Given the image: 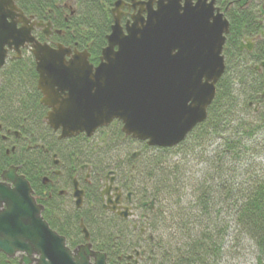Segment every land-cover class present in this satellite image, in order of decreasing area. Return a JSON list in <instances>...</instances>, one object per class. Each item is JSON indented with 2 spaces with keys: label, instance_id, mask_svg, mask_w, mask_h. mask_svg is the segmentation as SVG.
<instances>
[{
  "label": "water",
  "instance_id": "water-1",
  "mask_svg": "<svg viewBox=\"0 0 264 264\" xmlns=\"http://www.w3.org/2000/svg\"><path fill=\"white\" fill-rule=\"evenodd\" d=\"M143 3L123 26L120 10L128 3L114 1L110 33L93 65L87 49L72 51L35 37L33 31L39 28L48 37L51 22L25 15L14 0H0V69L9 51L20 59L28 49L40 103L50 109L46 123L60 131V139L80 133L90 137L117 120L125 137L171 148L206 119L225 71L227 18L215 0ZM139 154L134 151L131 157ZM15 169L10 166L1 174L0 251L7 256L20 253L22 264H106V255L92 250L89 242L73 251L67 247L64 237L43 220L29 183ZM110 174L112 184L114 172ZM83 232L88 240L85 227Z\"/></svg>",
  "mask_w": 264,
  "mask_h": 264
},
{
  "label": "trees",
  "instance_id": "trees-1",
  "mask_svg": "<svg viewBox=\"0 0 264 264\" xmlns=\"http://www.w3.org/2000/svg\"><path fill=\"white\" fill-rule=\"evenodd\" d=\"M66 1L71 0H16L25 14L50 20L55 27L69 25L73 29L69 35H75L77 40L92 41V46L87 49L90 61L96 64L105 46L104 35L110 23L109 6L113 0H103L104 3L74 0L78 13L68 24L63 20ZM230 20V33L223 49L225 72L216 85L215 98L208 107L207 118L183 142L173 148L149 147L124 138L119 123H113L115 130L109 133L108 144L100 141L104 146L95 144L93 153L87 147L83 158L93 160L94 166L106 171L124 172L134 165V181L125 179V184L147 197L158 199L157 209L147 220L151 232L183 233L190 239L194 238L197 228L207 234L205 239L214 238L212 247L217 257L223 253L227 232L233 226L234 231L253 244L257 264H264V163L255 160L259 155L258 142L250 148V141L259 135L264 140V110L253 113L248 107L250 101L260 99L264 92V68L259 72L253 64L264 60V40L257 52L250 55L239 52V37L250 29L245 27L242 16ZM83 28L84 33H81ZM37 35L42 40V35ZM25 52L21 59L9 60L1 71L6 74V80L21 82L9 85V92L28 89L26 81L36 77L32 56ZM239 107L249 114L250 120L237 117ZM214 136H218L221 143L207 154L205 147ZM123 141H129L131 146L135 144L141 153L149 151L148 155L141 154L132 160L131 151L125 150L116 162H104V156L114 153L115 146ZM144 158L145 162L140 161ZM5 165L1 164L0 168ZM187 190L191 192L190 199L186 198ZM196 238L202 239V236ZM197 246L201 247V244Z\"/></svg>",
  "mask_w": 264,
  "mask_h": 264
},
{
  "label": "flooded vegetation",
  "instance_id": "flooded-vegetation-1",
  "mask_svg": "<svg viewBox=\"0 0 264 264\" xmlns=\"http://www.w3.org/2000/svg\"><path fill=\"white\" fill-rule=\"evenodd\" d=\"M14 1L17 5L16 0ZM114 1L109 6L110 23L104 35L105 45L106 35L110 33L113 22L111 8ZM125 1L129 5H123L120 10V22L123 26L140 7H145L144 0H135V7L130 5L129 0ZM99 2L104 3L103 0ZM215 7L227 18L229 27L231 17L245 18V27L248 26L250 30L239 37L237 48L245 55L257 52L264 40V0H215ZM63 8V20L68 24L78 13V6L71 0L66 1ZM25 15L44 21L33 14ZM48 21L51 22H44ZM51 24V34L48 37L44 36L41 28L33 31L35 37L38 39L39 33L42 40H38L51 45L61 43L72 51L92 46L90 40L81 41L75 39V35H69L68 33H73L69 25L63 28L55 27L52 22ZM84 29L81 33H84ZM229 33L226 35L224 48ZM69 58L70 56L66 57ZM11 59L15 58L13 52L9 51L6 63ZM262 62L264 60L253 63L255 70L262 71ZM3 68L0 70V165H6L0 168V180L2 181L1 174L5 170L15 166L16 175L23 176L29 183L32 196L42 207L43 220L50 229L64 237L67 247L73 251L77 246L89 242L92 250L106 255V264H223L220 261L224 252L221 256L214 255V238L205 239L207 234L204 231L200 232L196 228L194 238L190 239L183 233L151 232L147 220L157 209L158 199L147 197L125 184V179L134 181V177L131 179L132 173L135 175L134 165H130L122 173L116 170L106 171L94 166L93 160L86 161L83 157L90 137L80 133L60 139V131H54L46 123L45 116L50 109L40 103L42 94L37 88V73L36 77L26 81L28 89L9 92V85L21 82L6 80V74L1 72ZM261 94L260 99L248 103V107L253 106V113L262 112L264 92ZM113 123L118 124L114 121L95 133H100ZM140 155L141 152L131 159L136 160ZM109 172H114L112 184V174L107 177ZM108 186L110 190L103 193ZM83 227L89 233L88 240L85 239ZM169 235L172 238H168ZM176 235L183 238L177 239ZM196 236H202V239ZM20 259V253L7 256L0 251V264H22Z\"/></svg>",
  "mask_w": 264,
  "mask_h": 264
},
{
  "label": "rangeland",
  "instance_id": "rangeland-1",
  "mask_svg": "<svg viewBox=\"0 0 264 264\" xmlns=\"http://www.w3.org/2000/svg\"><path fill=\"white\" fill-rule=\"evenodd\" d=\"M24 54L29 55V53L27 51ZM252 107L253 106H251V109H252ZM261 110H264V107H261ZM238 112H239L238 113L239 115H237V117L243 116L245 119H248L249 114H247L246 111H243V108L239 107ZM248 120H250V119H248ZM111 130H113V131L115 130V125L112 124L108 128L101 131L102 133L97 132V133L93 134L92 136H90L89 141H87V143H86V148L88 147V150L93 153V149H94V147H96L95 144L98 146L99 145L104 146L103 144H101L100 141L103 140L105 143L108 142L109 141L108 138L111 135V134H109L111 132ZM257 142H258L259 147H256V149L259 150V155L255 157V160L261 161L262 163H264V140H262L260 138V135L257 138H255V140L253 142L250 141V144H252L250 148H254L256 146ZM219 143H221V142H220V138L218 136H214L213 138H211L210 141L207 142V145L205 147V149L207 151L206 153L210 154L213 149H216V147L218 146ZM106 144H108V143H106ZM130 146H131L130 143H126L124 141L122 143L118 144V147L115 146L116 149H115L114 153L112 152L111 154L104 156V162H111L112 160H114L116 162V160H118L120 155L123 157L122 153L125 150H130L132 152L134 150L139 149V147H137L135 144L132 145L131 147ZM252 152H254V149L252 150ZM148 153H149V151H147V154L142 151L141 154H142V156H144V155L146 156V155H148ZM140 161L145 162V158L143 160H140ZM140 164L144 166V164H142V163H140ZM250 165L252 168H254L253 163H250ZM118 172L123 173V171H120V170ZM133 177H134V173H132L131 179ZM191 196H192L191 192L189 190H187L186 198L190 199ZM228 224H230V223H228ZM232 227L227 232V236L225 238L226 242L224 243V245L222 247L223 252H224V256L221 258L220 262L223 264H257V260H256L257 254H256V251H255L253 244L250 241H247L242 235H240L239 232L234 231ZM176 237H177V239L183 238V236H181V235H176Z\"/></svg>",
  "mask_w": 264,
  "mask_h": 264
}]
</instances>
